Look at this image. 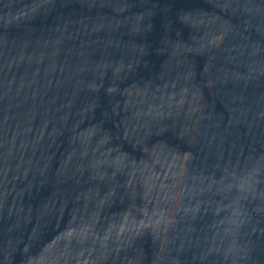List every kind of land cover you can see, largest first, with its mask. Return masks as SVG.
Segmentation results:
<instances>
[{"label":"water","instance_id":"water-1","mask_svg":"<svg viewBox=\"0 0 264 264\" xmlns=\"http://www.w3.org/2000/svg\"><path fill=\"white\" fill-rule=\"evenodd\" d=\"M0 264H264V0H0Z\"/></svg>","mask_w":264,"mask_h":264}]
</instances>
